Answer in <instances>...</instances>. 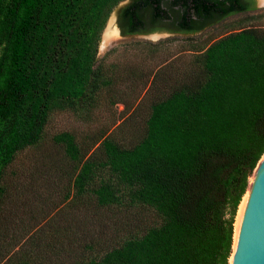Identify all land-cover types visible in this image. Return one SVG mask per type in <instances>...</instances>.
<instances>
[{
  "label": "trees",
  "instance_id": "trees-1",
  "mask_svg": "<svg viewBox=\"0 0 264 264\" xmlns=\"http://www.w3.org/2000/svg\"><path fill=\"white\" fill-rule=\"evenodd\" d=\"M122 1L0 0V264H230L239 206L264 154L259 26L193 45L189 67L169 78L156 71L154 87L162 79L170 86L156 89L134 141L126 142L124 121L81 139L69 130L53 135L63 156L60 163L44 158L67 180L60 203L91 208L97 220L125 212L134 219L117 223L104 241L85 243L73 238L63 206L27 228L22 222L12 228L16 214L6 206L12 190L22 192L17 179L26 173L16 162L42 145L52 115L114 106L117 86L128 77L149 82L148 72L122 71L98 56ZM255 7L256 0H133L121 9L128 22L121 28L197 32Z\"/></svg>",
  "mask_w": 264,
  "mask_h": 264
},
{
  "label": "rangeland",
  "instance_id": "rangeland-1",
  "mask_svg": "<svg viewBox=\"0 0 264 264\" xmlns=\"http://www.w3.org/2000/svg\"><path fill=\"white\" fill-rule=\"evenodd\" d=\"M128 2L129 0H123L112 12L110 20L116 17L123 5ZM259 3L260 0H256V8L252 11L231 16L204 30L191 34L156 31L160 35H148L146 40H121L117 28L115 26L111 27L109 23L110 26L106 33L115 29L119 41L111 48H109L111 44L117 40L103 46L104 35L103 43H100L99 46V58L107 63L118 62L122 71L126 68H134L138 72H144V74L148 72L147 74H150L149 82L146 86H143L141 85L142 81H139L140 77L133 79L128 77L117 86L116 90L121 99L116 105L111 106L108 102H105L96 108L90 109L88 113L60 111L52 115L42 145L39 148L24 151L16 162L15 166L19 170L25 168L26 173L24 172L17 179L21 182L22 192L18 195L17 190H12V195L6 206L7 212L14 207L13 212L16 214L13 219L15 225L12 228L19 229L21 226L17 224L21 222L23 227L27 228V224L32 225L39 218L44 219V217H48L56 211L59 212V208L63 206L67 208V217L71 219V227H73L74 232L73 238L75 235L79 243H85L95 238L104 241L110 235H113L114 228L119 226L116 225L117 223L121 224L123 221L134 219L133 214L125 212V214H118L112 221L108 219L97 220L91 208L86 209L80 205L74 207L60 203L63 200V187L67 180L59 174L56 175L54 170H49L44 158L50 156L60 163V158L63 156V153L52 141L53 135L69 130L76 133L78 138L81 139L87 135H94L105 127L112 130L124 121L123 123L126 125L124 127L126 142L134 141L140 136L138 133L144 126L149 101L160 94L156 89L170 86H165L167 81L162 79L158 84L165 83V85L154 87L152 83L153 74L161 69L165 70L169 78L177 71L182 72L187 69L192 56L197 52L193 49V45H208L221 36L241 27H264V0H261V4ZM123 74H125L123 77L129 75L128 73ZM138 85H140L139 94L134 91L138 88ZM148 87H151L152 91L146 93ZM139 103L140 105L135 108ZM126 106L128 109H125ZM134 108L135 111L131 114ZM46 171L49 174L44 177ZM34 172H36V179L31 177ZM117 217L121 219L120 222ZM64 258L71 259V256L65 254Z\"/></svg>",
  "mask_w": 264,
  "mask_h": 264
},
{
  "label": "water",
  "instance_id": "water-1",
  "mask_svg": "<svg viewBox=\"0 0 264 264\" xmlns=\"http://www.w3.org/2000/svg\"><path fill=\"white\" fill-rule=\"evenodd\" d=\"M259 4H261V0ZM109 23L117 28L121 40H146L148 35H160L156 32L123 34L118 24L117 13L116 17L111 20L109 18L101 36V43H103V37L110 26ZM118 41L113 42L109 48L117 44ZM251 177H253V180L251 181L250 178L247 190L249 191V197L241 224L237 250L233 257V264H264V154Z\"/></svg>",
  "mask_w": 264,
  "mask_h": 264
},
{
  "label": "bare ground",
  "instance_id": "bare-ground-1",
  "mask_svg": "<svg viewBox=\"0 0 264 264\" xmlns=\"http://www.w3.org/2000/svg\"><path fill=\"white\" fill-rule=\"evenodd\" d=\"M117 36H118V34H117V31L115 29L109 30L105 34L104 43L102 45L104 46V44H105V46H106L107 44L111 43L112 41L118 40ZM252 180H253V177H251V181ZM248 197H249V191H247V194L244 196V198H243V200L239 206L238 213H237L236 222H235L233 252H232V256L230 258V264H233V257H234L236 250H237V245H238L239 235H240V230H241V224H242L244 212H245V209L247 206Z\"/></svg>",
  "mask_w": 264,
  "mask_h": 264
},
{
  "label": "flooded vegetation",
  "instance_id": "flooded-vegetation-1",
  "mask_svg": "<svg viewBox=\"0 0 264 264\" xmlns=\"http://www.w3.org/2000/svg\"><path fill=\"white\" fill-rule=\"evenodd\" d=\"M133 0H129V2L126 4V5H124L122 8H124L125 6H127L128 4H130L131 2H132ZM144 6H146V5H144ZM121 8V9H122ZM256 8V7H255ZM254 8V9H255ZM121 9H120V11H119V13H118V24H119V27H120V29H121V32L123 33V30H122V28H121V24H123V23H128L123 17H121ZM254 9H249V10H247V11H243V12H249V11H252V10H254ZM243 12H238V13H232V14H229V15H227V16H225L223 19H221L220 21H223V20H225V19H227V18H229V17H231V16H234V15H237V14H239V13H243ZM148 19V18H147ZM220 21H218V22H220ZM218 22H216V23H218ZM216 23H214V24H216ZM214 24H212V25H214ZM212 25H208V26H206V27H204L202 30H204V29H206V28H208V27H210V26H212ZM199 31H201V30H199ZM198 32V31H197ZM175 33H180V34H182V33H188V34H191V33H195V32H180V31H178V32H175ZM123 34H125V33H123ZM133 34H135V33H133Z\"/></svg>",
  "mask_w": 264,
  "mask_h": 264
}]
</instances>
